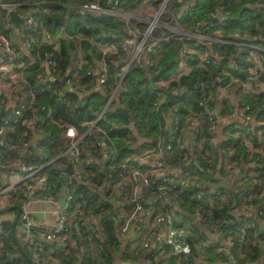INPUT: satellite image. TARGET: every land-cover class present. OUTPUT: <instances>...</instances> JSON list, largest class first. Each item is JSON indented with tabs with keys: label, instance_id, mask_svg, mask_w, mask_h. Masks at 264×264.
<instances>
[{
	"label": "built area",
	"instance_id": "1",
	"mask_svg": "<svg viewBox=\"0 0 264 264\" xmlns=\"http://www.w3.org/2000/svg\"><path fill=\"white\" fill-rule=\"evenodd\" d=\"M169 2L170 0H159L157 5H151L152 13L146 14L145 6H143L147 4L145 2L138 3L137 7H134L136 9H122L120 0H34L31 2L0 0V112H2L0 114V173L4 178L5 176L14 177L8 184L0 185V208L8 197L15 194V187L23 182L24 191L20 209L24 219L23 225L28 228L31 226V219L28 215L29 204L32 200H39L38 191L47 187L45 175L37 174L41 165H33L24 158L25 151L30 144L28 136L19 140L20 142L9 143L10 136L16 135L17 127L22 128L24 133L27 132L29 135L31 131L41 133L47 121L57 123L67 143L61 154L67 153L68 162L76 177L79 178L82 168L79 145L89 144L83 137L92 128L100 130L96 122L103 116L104 109L117 89L121 87V79L127 73L129 65L140 60L151 65V53L156 45L162 41H175L174 55L178 67L184 64L182 57L190 51L197 55L199 65L218 66L213 70L216 84L211 94L216 104L215 107L209 109V115H207L208 130L213 134L210 144L217 143V138L223 134L222 126L232 123L235 129L232 134L239 136L244 151L242 156L245 154L246 160L240 158L241 165L235 168V172H230L231 168H229L234 165L231 164L233 162L226 164L229 171L220 178L222 187L216 186L214 189L215 196L225 200V204L229 205L230 215L221 221L210 219L203 221L201 213L196 209L192 221L198 224V228L194 231L192 227H187L177 221L181 210L178 200L170 196L169 192L174 188L184 187L190 181L198 186L200 179L191 170L170 166L162 157V154L171 149L173 144L180 150H184V148H192L195 142V134L192 130L184 131L182 138L173 135V131L179 128V118L175 113L171 114L167 122L169 132L167 140L160 139L157 142L156 154L159 153L160 156L150 159L146 155H138L136 158L145 165L148 173H143L138 166H130L122 162L117 171L118 178L128 173L133 181V187L136 184L150 186L149 188L164 203L153 213L149 229L140 240V246L146 252L145 260L147 264H150V261L164 260L166 256L172 255L177 264H264V98L259 104H255L258 99L257 94L264 93V47L255 41L243 38L239 30L231 33L224 32L223 27L227 14L216 5L212 12V16L216 17L215 20L207 19L202 22L195 20L194 25H198V29L196 27L188 29L178 21L176 18L178 15L170 7L166 8ZM29 3L43 6L54 5L66 11L72 9L73 12L89 10L99 14H118L126 21L125 33L118 39V46L89 39V47L94 49L96 54L89 49L87 55L84 52L83 57H80L77 55L75 46V44L79 45L80 37L75 31H69L63 27L67 19L66 15L62 14L58 17L59 27L55 31H49L45 27L46 11H33L28 8ZM187 3L188 1L184 2L185 5ZM167 10L168 16L162 18V13ZM10 11H13L15 16L21 20L17 25L13 23L9 15ZM256 12L257 9L252 5L251 13ZM138 24H142V27L139 28ZM249 37L256 39L257 34H251ZM74 39L76 43L73 42ZM184 40L193 41L192 49L184 43ZM215 42L247 48L248 54L245 55L246 61L243 65L242 76L230 72L225 65L220 63L218 60L220 58L212 55L211 46ZM18 43L26 49V55L18 50ZM61 48H64L70 58L64 62V67L60 64ZM118 51L122 53L120 60L116 62V59L108 58L109 55L116 54ZM227 60L230 61V65L236 64L230 57ZM109 62H113V65L117 63V67H110ZM83 63L86 66L81 69ZM184 66L185 64L182 67ZM31 72H35V91L26 90L29 95L27 99L25 85L29 87V84L26 75ZM110 77L114 79L109 80ZM85 78H88L92 84L100 86L101 89L109 87L103 105L92 119L82 120L78 125L61 123L59 118H54L53 115L58 113V107L68 104L70 94L79 93L80 96L85 90ZM174 79L177 80V78ZM60 80L59 86L53 83L54 81L60 82ZM161 83L160 78L154 83L158 88L155 90L156 97H159L158 101L164 99L159 91ZM199 84L201 87L207 85L204 81H200ZM42 92H47V95L53 94L56 97L55 107L36 102V94ZM180 92L181 90L177 88L172 89V94ZM241 94L249 95L252 102L241 99L239 97ZM210 101L206 102L202 97L198 99L197 104L202 105ZM77 104L78 102L75 103ZM223 104L226 108L222 111ZM227 106L230 108L227 109ZM41 111L44 112L43 116L40 115ZM195 123L196 120L191 119L190 116L187 117L186 124L194 126ZM79 125H85L86 128L79 130ZM219 130L220 135H218ZM224 134L227 132L224 131ZM94 143L100 145L97 139ZM102 147L106 155L107 149L105 146ZM13 149L16 154L4 160ZM225 155L227 157L233 155V148L229 147ZM182 159H187L184 152ZM91 162L90 157L83 159L85 165H90ZM252 162L256 168H248L244 172L246 164ZM246 177H251L252 184L257 185L252 192H250L251 186H248ZM106 181L104 190L108 186ZM202 194L199 190L196 191L199 197H202ZM59 195H62L60 202L58 201ZM44 198L55 205L54 220L50 228L41 235L26 232L22 236L33 264H46V254L52 252L47 247L51 241H54L56 248L63 253L67 252L69 246H75L69 235L70 219L67 214V208L72 200L71 195L66 190L63 194L48 193ZM131 200L132 208L121 221L122 231H126L132 224L136 230H139L140 221L150 211L148 205L142 207L135 190ZM111 219L114 220V216H111ZM231 222L235 224L234 228L227 227ZM200 231L203 232L202 237L197 235ZM183 234L193 235L192 247L180 251L173 248L169 252L167 245L172 237H179ZM209 252L215 255V262L206 260ZM148 255L152 258L148 259ZM7 264L22 263L18 258H14ZM80 264H85V262L81 260Z\"/></svg>",
	"mask_w": 264,
	"mask_h": 264
},
{
	"label": "trees",
	"instance_id": "2",
	"mask_svg": "<svg viewBox=\"0 0 264 264\" xmlns=\"http://www.w3.org/2000/svg\"><path fill=\"white\" fill-rule=\"evenodd\" d=\"M158 1L120 0V8L131 9L140 2L154 6L157 5ZM181 1L170 0L166 8L170 7L176 14L175 6L182 4ZM189 2L187 3L188 8L176 17L184 27L192 29L197 26L194 25L195 20L210 19L213 7L216 5L227 14L226 23L223 27L224 32L231 33L234 30H239L243 38L255 41L264 47V0H189ZM27 5L33 11H46L44 16L45 27L49 31H55L59 27L57 19L65 14L67 19L63 27L77 33L81 44L86 48V55L90 49L89 39L113 43L118 46V39L125 33L126 21L118 14H99L89 10H78L79 13L74 11L72 14H68L63 8L54 5L43 6L32 3ZM252 5L257 9L255 14L251 13ZM168 10L162 13V18L168 16ZM238 13L239 18L237 20L231 18ZM138 26L141 28L142 24H138ZM251 34H257V38L251 39L249 37ZM175 48V41L159 42L151 53V65L146 64L143 60L132 62L129 65L127 73L121 79V87L117 89L110 103L104 109L103 116L96 122L100 130L92 128L83 137L89 144L79 145L82 160L79 178L76 177L73 170L72 173H68L64 169L68 163V155L67 153L61 154V152L67 143H64L65 138L60 137L61 127L57 123L47 121L42 129L45 131L43 139L26 149L24 158L33 165H41L37 174L45 175L48 189L55 194L59 188H65L72 198L67 208V214L69 215L71 210L74 211L69 216V235L75 246H69L65 253L59 251L56 246L55 250L50 247L53 250L51 257H58L60 264H72L75 255H79L85 264H115L116 257L124 262H131L135 259L126 248L121 246L122 237L117 234L114 221L110 217L114 208L117 207L110 198V184L118 179L117 171L122 162L127 161L131 164L130 166H137L133 154L142 150L155 151L160 139L162 141L167 140L169 132L167 131V124L165 127V119L169 112L175 113L179 118V128L173 131V135L182 138L184 131L192 130L195 134V145L192 148L180 150L173 144V147L163 153L162 157L170 166L191 170L200 179L198 186L190 181L182 188L170 190L169 195L178 200V206L181 210L179 214L184 219H190L189 215H193L198 209L203 221L207 219L221 221L230 215L229 205L225 204V200L215 196L214 189L216 186L222 187L220 178L223 174L228 173L229 168H231L230 172H235V168L241 165L240 158L242 160H246V158L245 154L242 156L244 151L239 136L232 134L235 130L232 123L222 126L223 134L217 138V143L210 144L213 134L208 130L207 115H209V109L215 107L216 104L211 94L216 84L213 70L217 69L218 66L213 64L199 65L197 55L194 53L185 54L182 59L185 64L187 63L188 69L179 72L177 80L172 79L165 86H159L160 95L164 96V99L158 101L159 97L157 98L155 95V90L158 88L155 87L154 83L158 78H166L174 70L177 64L174 55ZM90 50L93 52L92 49ZM211 50L212 55L220 58L218 59L220 63L225 65L230 72L237 76L243 75V65L246 60L243 61L242 59L240 62L239 59L248 54L246 47L215 42L212 44ZM121 55L122 53L118 51L116 54L109 55L108 58L116 59L117 62ZM228 57L234 59L236 64L230 65V61L227 60ZM61 58V67H64V62L70 59L64 48H61ZM109 66L116 68L117 63L113 65V62H109ZM34 74L35 72H31L26 75L29 84V87L25 85L27 91L29 89L35 91L36 78ZM200 81L206 82L207 85L201 87ZM53 83L59 86L58 81ZM91 84L89 79L85 78L84 87L87 92L80 96L79 94H70L68 104L58 107V113L53 117L59 118L63 124L72 123L76 125L80 124L82 120L94 118L95 113L104 103V93L109 91V87L106 86L103 90L98 91L93 90ZM174 88L181 90V92L172 94ZM53 96V94L47 95V92L36 94V102L45 101L46 103L49 101L55 103ZM202 97L205 98L206 102L211 101L198 105V99ZM247 97L252 102L251 97L249 95ZM257 97L255 104L261 102L264 93H258ZM77 102L78 104L75 105ZM227 107V109L230 108V106ZM224 108H226L225 104L221 110L223 111ZM189 116L196 120L194 126L186 124V119ZM85 128V125H81L79 130ZM224 131L227 134H224ZM15 133V136H10V138L8 136L9 143L21 141L30 135L27 132L24 133L20 127H17ZM96 139L100 141V145H95L94 140ZM102 146L107 149L106 155L103 153ZM229 147L233 148V155L227 157L225 152ZM183 152L187 155L186 160L182 159ZM86 157L91 158L90 165L83 163V159ZM46 160L50 161L44 164ZM229 162H233L231 164H234V167L229 166L228 168L226 164ZM248 168L254 169L256 165L252 162L246 164L245 170L242 168L240 170L246 172ZM105 179L108 183L107 192L106 189L101 188ZM246 182L249 184L248 186H251L250 192L257 188L256 184H252L251 177H246ZM16 188L15 196L21 200L24 183L20 182ZM197 190L203 193L202 197L196 195ZM160 201L161 205L162 199ZM16 202L19 201L16 200ZM155 211L156 209L154 213ZM74 222L79 226L78 231L74 229ZM190 223H192L193 231L198 228L197 223L193 221ZM227 227L234 228L235 224L231 222ZM191 234H183L179 237L183 241L186 240L185 242L192 247L193 235ZM197 235L202 237L203 232L200 231ZM1 238L5 245L9 239V231H3ZM47 245L49 248V244ZM147 258H152V256L148 255ZM215 258V255L209 252L206 260L215 262ZM150 264H154V262L150 261Z\"/></svg>",
	"mask_w": 264,
	"mask_h": 264
},
{
	"label": "crops",
	"instance_id": "3",
	"mask_svg": "<svg viewBox=\"0 0 264 264\" xmlns=\"http://www.w3.org/2000/svg\"><path fill=\"white\" fill-rule=\"evenodd\" d=\"M185 1H187V0H185ZM185 1L182 0L181 3L184 4ZM188 2H189V0H188ZM180 5L181 4L175 6L176 11H177V13H176L177 15H181V13H183V11L188 8V6L185 5V9L180 13L179 12V6ZM143 6H145L146 14L152 13L153 7L150 4L147 3ZM135 7H137V5ZM132 9H136V8H132ZM198 27L199 26L197 25L196 28L198 29ZM18 50L25 55L27 54L26 49H24L20 45V43H18ZM124 57L125 56H123V58ZM186 65H187V63L185 64L184 67H182V66L178 67V62H177L174 70L166 78H160V80H162L161 85L165 86L168 83V81H170L169 79L177 78V76L180 74L179 72L186 71L188 69V67ZM113 79H114L113 77L109 78V80H113ZM60 83H61V80L59 82V85H60ZM91 85L93 86V90L94 89H96L98 91L101 90L100 86H98L96 84H91ZM86 92H87V89H85L83 92H81L80 95H82ZM27 93L28 92L25 89V95H27ZM105 94L106 93H104V96H105ZM171 114L172 113L169 112V115H167V118L165 119V127H166V124H167ZM31 132H30V135L28 136L29 142H30V139L32 137ZM35 133H37V132H35ZM37 134H39V137L38 138L34 137L35 138L34 143H30L29 146L36 145L40 140L43 139L42 133H37ZM156 151H157V148L155 151L142 150L139 153L133 154L135 161L137 163V166H139L141 168L143 173H148V171H147L145 165H143L141 162H139L138 159H136L137 156L138 155H146V157L152 159L156 156H160L159 153L156 154ZM11 152L15 153V150L13 149ZM11 152H9L8 158L14 154V153L12 154ZM48 161H50V160H46L45 163H47ZM125 162H127V161H125ZM127 164L131 165L128 162H127ZM18 173L19 172H17V174ZM13 179H14V177H11V176H5V178H4V177H2V174L0 173V185L8 184L9 181H11ZM16 187H15V189H17ZM103 187H104V184H103V186H101V188H103ZM58 190L59 191H56L57 193H61V194L66 193L65 188H59ZM109 190H110V194H111V196H110L111 200H113V203L115 205H117V207H115L116 209L114 208V212L111 216H114L113 221L115 224L117 234L120 237H122L121 246L123 248H126V250L129 252V254L135 258L131 262H128V261L124 262V261H121L119 259V257H116V259H115L116 263L115 264H147V260H145V257H144L146 252L143 251V249L141 248L140 240H141L143 234L145 232H147L149 229L150 223L152 222L154 210L156 209V211H157V209L160 206H162L164 203H162L160 205L161 201H160L159 197L156 195L155 192L150 190L147 186L142 185V184H136L135 187H133V181H132V179L128 173L124 177H119L114 183L110 184ZM126 190H128L129 192L126 193ZM134 190L136 193V197L137 198L139 197L138 199L141 200L143 203H147L148 207L150 208V211L140 221V229L139 230H136L132 224L128 227V229L126 231H122L120 229L121 221L126 216V214L129 213V211L132 208L131 197H132V193ZM38 192H39L38 196L40 197V199L37 201L32 200L29 204V207H28V209H29L28 215L31 219L30 229L25 228L23 225V222L21 223V221H18V220L15 221L16 209L14 208V205L21 206V200L18 199L17 196H15L16 190H15V194L13 193L12 196H10L6 199L5 204L6 203L7 204L6 205L4 204L0 208V263L1 264H7L8 262H10L14 258H18L22 264H33L32 260L29 256L30 255L29 251L26 248L25 241H24L22 236L26 232L32 233L33 235H41L45 230L49 229L53 220H54L53 209L55 207V205L53 203H51L50 201H48L47 199L44 198V196L46 194L52 193L48 189V186L44 190H40ZM106 192H107V189H106ZM61 196L59 195V198H58L59 202L62 200ZM16 200H18L19 202H16ZM3 208H6V209L3 210ZM73 213H74V211L71 210L69 213V216H71ZM19 215H22L21 210H20ZM177 221L179 223L187 226V227H192V223H190V221H192V219H184V218H182V216L180 214L177 217ZM74 229H75V231L79 230V226H77L76 223L74 224ZM3 231H9V239L7 240L5 245H4V242L1 240L2 239L1 234ZM140 231H143L141 235H139ZM171 237H172V235H171ZM171 237H170V240H171ZM180 238L181 237H175V236L172 237V240L167 245V249L169 250V252L173 248H175V249L177 248L179 251L189 249V247L191 245L189 243H186L185 242L186 240L183 241ZM48 244H49V249L51 251L56 249L55 248L56 245H55L54 241H51ZM50 247H52L53 250ZM140 253H141V255L139 256ZM51 256H52L51 253L46 254V264H60L58 257H56V256L51 257ZM80 261H81L80 256L75 255L72 259V264H80ZM154 264H177V263H176V259H174L172 257V255H168L165 257L164 260H155Z\"/></svg>",
	"mask_w": 264,
	"mask_h": 264
},
{
	"label": "water",
	"instance_id": "4",
	"mask_svg": "<svg viewBox=\"0 0 264 264\" xmlns=\"http://www.w3.org/2000/svg\"><path fill=\"white\" fill-rule=\"evenodd\" d=\"M179 1H181V0H179ZM185 9V4H181L180 6H179V12L181 13L183 10ZM67 12H68V14H72V12H73V10L72 9H68L67 10ZM9 15H10V17H11V19H12V21H13V23L15 24V25H17L21 20L19 19V18H17L16 16H15V14H14V12L13 11H10L9 12ZM215 16H212L211 18H210V20H215ZM231 18H234L235 20H237L238 18H239V13L236 15V16H234V17H231ZM0 114H1V112H0ZM218 135H220V130L218 131ZM31 139H30V143H34V137H36V138H38L39 137V134H37V133H35L34 131H32L31 132ZM64 143H65V141H64ZM0 168H1V166H0ZM64 169L68 172V173H72V168H71V165H70V163L68 162V163H66V165H65V167H64ZM105 181H106V179H105ZM104 181V182H105ZM140 203L142 204V207H146L147 206V203H143L141 200H140ZM14 208L16 209V215H15V221H21V223L23 222V217H22V215H19V213H20V206L19 205H14ZM6 208H3V210H5ZM189 218L190 219H193V215H189ZM29 229H30V227H28ZM23 235V234H22Z\"/></svg>",
	"mask_w": 264,
	"mask_h": 264
},
{
	"label": "rangeland",
	"instance_id": "5",
	"mask_svg": "<svg viewBox=\"0 0 264 264\" xmlns=\"http://www.w3.org/2000/svg\"><path fill=\"white\" fill-rule=\"evenodd\" d=\"M75 12H77V10H75ZM203 20H201V22H202ZM139 27V26H138ZM73 42L74 43H76V41H75V39L73 40ZM192 40H184V43L189 47V48H191L192 49ZM75 46L77 47V55H79L80 57H83V55H84V52H85V46H83L82 44H81V42H80V40H79V45H77V44H75ZM197 50V49H196ZM93 52H95L96 53V51L93 49ZM188 53H194V52H192V51H190V52H188ZM195 54V53H194ZM196 55V54H195ZM243 59V61L245 60V56H243L242 58H240L239 59V61L240 62H242L241 60ZM86 66V64L85 63H83V64H81V69H83L84 67ZM225 77L223 76V79H224ZM214 80H215V78H214ZM105 88V87H104ZM103 88V89H104ZM103 89H101V90H103ZM79 94V93H78ZM27 99H28V97H29V95H28V93H27ZM54 97V101H56V97L55 96H53ZM241 99H245V100H249L250 101V99L247 97V94H241L240 96H239ZM49 101H47L46 103H45V101L44 102H39V103H43V104H45V105H49V106H51V107H55V104H56V102L55 103H51V102H49ZM224 110H225V108H224ZM43 114H44V112H40V115L41 116H43ZM49 122V121H48ZM41 133L43 134V136H44V133H45V131L44 130H42L41 131ZM60 137L62 138H64V136H62V134L60 133ZM60 139V138H59ZM195 145V142H194V144H193V146ZM80 163H82V161H80ZM129 190V189H128ZM128 190H126V193H128L129 191ZM142 232L143 231H140L139 232V235H141L142 234Z\"/></svg>",
	"mask_w": 264,
	"mask_h": 264
}]
</instances>
